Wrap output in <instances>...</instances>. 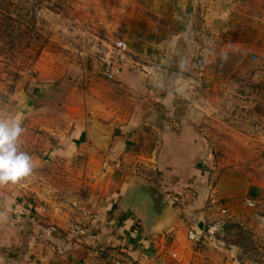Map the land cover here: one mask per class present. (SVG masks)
<instances>
[{"label":"rangeland","instance_id":"rangeland-1","mask_svg":"<svg viewBox=\"0 0 264 264\" xmlns=\"http://www.w3.org/2000/svg\"><path fill=\"white\" fill-rule=\"evenodd\" d=\"M232 1L236 7H242L243 13L246 9L253 17L264 11V0ZM132 2L134 4V0H0V22L2 19L16 21L21 15L26 21L16 33L2 29L0 32V101L8 102L21 94L22 89L26 91L28 80L51 77L56 81L53 86L57 95L51 103L58 113H68L71 109L74 114H85L90 119L92 112L102 111L100 107L110 113L114 108L127 109L130 92L115 80L107 81L103 66L107 60L116 62L120 66L119 78L137 85L141 84L138 72H147L148 65L152 66L131 59L128 43L123 39L128 31L125 24L130 18ZM234 9L223 25H217L216 57L208 61L201 47L198 51L201 55H197L188 68L189 74L196 77L190 88L199 95L197 101L199 99L202 110L201 129L207 154L201 158L204 168L201 167L208 174L211 190L203 200L204 205L195 203L190 211L186 205L197 200L196 193L166 194L181 207L183 217L187 215L186 231L194 228L202 232L199 241L187 240L189 248L183 249L182 264H264V76L261 74L264 73V55L257 60L250 56L244 60V51L222 50L228 39L235 44L244 43V31L231 24L240 18ZM119 40L127 44V51L115 49V42ZM256 72L261 74L260 79H254ZM150 88L160 92L154 86ZM176 96L179 101H188L182 98L184 94ZM91 121L90 125L95 122ZM88 140L91 148L100 151L99 155L105 153ZM37 147L33 137H19L18 149L32 158L33 167L29 175L12 183L13 197L42 204V216L49 208L53 212L70 213L72 229L86 227L83 221L94 213L84 216L85 212L91 204L94 210L98 203L113 197L110 184L117 176H106L99 171L90 173L91 167L102 165L97 159L86 156L90 148L85 147L84 155L52 160L39 155ZM228 172L243 177L245 182L263 186L258 203L249 207L244 199L240 202L243 211L236 214L224 209L222 198L209 199L221 175ZM126 173L123 177L128 175L129 180L139 177L153 184L159 176L143 168L138 171L137 167ZM222 210L226 212L222 214ZM198 221L203 224L202 230L198 228ZM42 226L49 225L46 222ZM173 241L171 239L167 246Z\"/></svg>","mask_w":264,"mask_h":264},{"label":"crops","instance_id":"crops-1","mask_svg":"<svg viewBox=\"0 0 264 264\" xmlns=\"http://www.w3.org/2000/svg\"><path fill=\"white\" fill-rule=\"evenodd\" d=\"M232 2L134 0L125 24L128 31L123 38L129 46V57L196 78L188 69L193 59L201 55L198 53L201 47L208 61L216 57L217 25H223L232 9L237 8L234 10L240 18L234 23L232 18L230 23L244 31V43L235 44L228 39L222 50H241L244 60L248 56L257 60L264 55V11L253 17ZM258 72L254 79H260L261 74L264 76ZM138 75L140 85L119 76L115 79L130 92L127 109L114 108L110 113L100 107L102 111L92 112L90 119L85 114H74L71 109L68 113H58L53 105L57 97L56 86H53L56 81L51 77L28 80L25 85L26 94L36 104L34 111L19 109L20 93L13 100L0 101V121L19 119L24 129L21 136L35 139L39 155L68 160L84 155L85 147L90 148L86 156L102 163L88 168L90 173L99 171L106 176H117L110 184L113 197L98 203L94 210H91L92 204L86 212L84 210V216L94 213L83 221L84 236L72 229L70 213L53 212L49 208L42 216V204L14 198L12 183L0 185V254L5 255H0V264H113L112 261L118 259H122L123 264H182L180 259L183 249L189 248L187 233L191 229L187 232L185 226L172 225L147 235L139 217L127 214L118 203L130 181L128 175L123 176L137 167L138 171L143 168L154 176L159 174L155 184L162 191L196 193L197 200L187 204V210L195 203L204 205L203 200L207 199L211 188L201 160L207 154L201 129L202 110L199 99L197 101L199 95L190 88L182 97L188 101H179L171 90L151 89L148 72H138ZM197 75L200 77L202 73ZM91 120L114 128L108 152L99 155L100 151L89 146L86 133ZM81 138L83 141L78 143ZM229 173L221 175L209 199L222 198L224 209L237 214L243 211L242 200L258 203L263 186ZM46 222L48 229L42 226ZM171 239H174L173 244L167 246Z\"/></svg>","mask_w":264,"mask_h":264},{"label":"water","instance_id":"water-1","mask_svg":"<svg viewBox=\"0 0 264 264\" xmlns=\"http://www.w3.org/2000/svg\"><path fill=\"white\" fill-rule=\"evenodd\" d=\"M147 72L150 74L147 81L148 85L156 88L164 87L173 91L176 95L186 93L196 82L192 77L183 73L157 66H148ZM18 107L24 112L36 109V104L26 94L24 89L21 90ZM86 134L94 147L107 152L113 138L114 128L94 122ZM92 134H94L93 137L91 136ZM118 206L127 214L139 217L147 235H151L172 225H186V214L183 217L181 207L176 206L172 199L167 198L157 185L139 177L130 179L127 190L119 201ZM197 224L198 228L202 230V222L198 221Z\"/></svg>","mask_w":264,"mask_h":264},{"label":"clouds","instance_id":"clouds-1","mask_svg":"<svg viewBox=\"0 0 264 264\" xmlns=\"http://www.w3.org/2000/svg\"><path fill=\"white\" fill-rule=\"evenodd\" d=\"M23 131L19 119L0 121V185L15 183L32 171V158L18 149Z\"/></svg>","mask_w":264,"mask_h":264},{"label":"built area","instance_id":"built-area-1","mask_svg":"<svg viewBox=\"0 0 264 264\" xmlns=\"http://www.w3.org/2000/svg\"><path fill=\"white\" fill-rule=\"evenodd\" d=\"M115 49L119 50L120 52H125L127 51V44L124 42V41H116L115 42ZM118 64L112 60H107L103 66V76L105 77V79L107 81H113L115 80L119 75H120V66L118 68L117 66ZM247 205L249 207H253L254 206V203L251 202V201H247ZM226 211L225 210H222L221 213L224 214ZM74 230L76 232H78L79 234H81L82 236L85 235V227L83 228H80V227H77L75 226ZM208 233H212L211 230H209ZM202 236V232L196 230V229H191L189 232H188V239L190 241H199L200 238ZM124 261V259H123ZM113 264H123L122 263V259H118V260H114L112 261Z\"/></svg>","mask_w":264,"mask_h":264},{"label":"trees","instance_id":"trees-1","mask_svg":"<svg viewBox=\"0 0 264 264\" xmlns=\"http://www.w3.org/2000/svg\"><path fill=\"white\" fill-rule=\"evenodd\" d=\"M25 19L24 16H18L17 20L14 21L12 19L8 20V21H4L3 19L0 22V32H2V30H9L11 33H16L18 31H20L21 26L23 25V23H25ZM2 29V30H1ZM83 139L81 138L79 141H77L78 143L82 142ZM163 193L167 194V193H171L170 190H163Z\"/></svg>","mask_w":264,"mask_h":264},{"label":"flooded vegetation","instance_id":"flooded-vegetation-1","mask_svg":"<svg viewBox=\"0 0 264 264\" xmlns=\"http://www.w3.org/2000/svg\"><path fill=\"white\" fill-rule=\"evenodd\" d=\"M164 91V90H163Z\"/></svg>","mask_w":264,"mask_h":264}]
</instances>
